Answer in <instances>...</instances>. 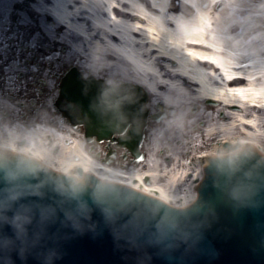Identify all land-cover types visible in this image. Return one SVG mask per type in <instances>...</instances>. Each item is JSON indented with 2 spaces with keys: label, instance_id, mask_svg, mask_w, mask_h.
<instances>
[{
  "label": "water",
  "instance_id": "95a60500",
  "mask_svg": "<svg viewBox=\"0 0 264 264\" xmlns=\"http://www.w3.org/2000/svg\"><path fill=\"white\" fill-rule=\"evenodd\" d=\"M69 83L87 96L86 105L69 97ZM102 88L112 107L100 117L89 105ZM148 100L139 84L107 83L71 66L53 106L72 127H83L86 141L112 140L140 159L148 119L163 116L149 113ZM240 145L207 157L198 196L184 207L100 180L81 165L85 173L76 180L30 153L1 150L0 264H264V154L255 141ZM237 185L256 189L257 207L233 199Z\"/></svg>",
  "mask_w": 264,
  "mask_h": 264
},
{
  "label": "bare ground",
  "instance_id": "6f19581e",
  "mask_svg": "<svg viewBox=\"0 0 264 264\" xmlns=\"http://www.w3.org/2000/svg\"><path fill=\"white\" fill-rule=\"evenodd\" d=\"M57 2L89 5L86 13L69 21L70 34L79 39L73 46L83 54L80 57L98 60L103 56L121 67L127 65L135 76L132 83L173 105L178 103L179 94L166 88L167 83L195 93L203 101L209 99L219 104L220 116L215 117L213 111L202 113V122L209 125L210 136L230 134L241 125L239 145L243 141H255L257 148L264 151L259 142L264 138V0ZM52 17L59 22L63 15L58 11ZM164 109L163 116L167 114ZM177 122L175 118L166 124L174 127ZM30 135H17L10 145L1 147L30 153L64 173L77 175V166L81 165L100 179L134 186L176 206H186L195 199V186L203 177V156L198 158V164L192 162V166L180 168L179 159L172 162L163 154H156L150 164L123 173L110 167V160L101 162L100 153H87L82 139H64L48 133L45 136L48 140L44 141V134L36 131ZM28 137L37 140L30 145ZM234 140L232 136H223L213 153L238 148ZM224 142L230 144L229 148L222 147ZM148 143L151 146L149 140ZM169 166L170 169H165Z\"/></svg>",
  "mask_w": 264,
  "mask_h": 264
},
{
  "label": "rangeland",
  "instance_id": "374dc122",
  "mask_svg": "<svg viewBox=\"0 0 264 264\" xmlns=\"http://www.w3.org/2000/svg\"><path fill=\"white\" fill-rule=\"evenodd\" d=\"M159 3L161 0H158ZM31 0H0V30L3 29V25L10 18L8 17L10 13L13 14V22L22 26V30L30 38L33 37V33H36L38 40L33 38V42L36 46H43L44 55L42 60L46 64V75L48 83L51 86L54 81V72L62 73L72 65H77L81 68H84L88 73H92L95 76L103 77L108 82H134L131 79L135 76L128 69V66L121 67L119 64H114V60L110 58H104L103 56L98 60H87V57H80L83 55L80 50H77L73 46V42L79 41L74 34H70L67 31V28L62 25L60 22L55 20L52 16H47L45 23V18L37 17L35 13H32L29 9V4ZM18 5V7H17ZM17 7V8H16ZM17 9V10H15ZM26 9L25 18L27 15H31L32 20L30 23L23 22L20 19V10ZM10 21V19H9ZM44 25L47 28V33L41 30V25ZM60 27V28H59ZM59 28V29H58ZM63 35V39H57L59 35ZM36 46L34 48H36ZM34 48L29 49L33 51ZM42 48V47H41ZM29 53V52H28ZM57 95L56 89H50L47 93H44L42 96L43 100L47 101L48 110L41 111V116L49 117L52 116L54 119V125L46 124L44 121L38 118V121L29 127L20 126L19 123H14L13 128L0 130V143L10 145V141L14 140L17 135L23 133H30L40 131L41 134H44L43 140L47 141L45 134H50L51 136H59L64 139H82L83 143V132L76 130L75 128L70 127V125L60 118L57 112L53 111L52 106L50 105L51 100H53ZM195 93H188L186 96H180L179 101L176 106L166 102L159 98L153 92H149V101L147 106L149 107L150 112H155L158 109V105H165L164 111L167 113L160 121H150L148 123V128L145 130V142H144V152L145 159L144 161H151L152 158L157 155L163 154L164 156L171 157L172 161H175L177 155L185 161H191L196 163L199 161L197 155H201L204 152H213L218 146L217 143L223 140V136L234 137L238 141L239 132L242 131L241 125H238L235 131L226 135H212L208 133L209 125H206L202 122V113L209 114L213 111L214 116L218 117L221 114V109L218 107L219 104H206L205 101L201 98L194 96ZM4 102L8 110H14L15 108L8 105L7 101L0 98V103ZM213 106L214 109L210 107ZM217 107V108H216ZM173 109L172 113H168V109ZM216 108V109H215ZM178 120L177 124L174 127H168L167 121L172 119ZM186 121L183 123V121ZM164 123V125H161ZM151 126V128H150ZM150 128V130H149ZM209 134V135H208ZM28 144L32 145L34 140L31 137H28ZM148 140L151 143H148ZM94 141L89 142L92 144ZM260 145L264 149V138L259 140ZM100 143H105L101 141ZM86 144V145H89ZM223 147V146H222ZM84 148H87L86 146ZM165 148V149H164ZM95 150V148L93 149ZM165 159V157L163 158ZM187 161V162H188ZM199 162H197L198 164ZM143 170V169H142Z\"/></svg>",
  "mask_w": 264,
  "mask_h": 264
},
{
  "label": "flooded vegetation",
  "instance_id": "af4514ba",
  "mask_svg": "<svg viewBox=\"0 0 264 264\" xmlns=\"http://www.w3.org/2000/svg\"><path fill=\"white\" fill-rule=\"evenodd\" d=\"M8 15L10 21L8 19L5 22V25H3V29L0 30V41H4L5 44H8V33H11L12 36L16 38V41H19L21 38L23 40H28L29 35L27 36L25 34L22 30V26L15 24L12 21L14 18L13 14L10 13ZM41 47L36 46L33 51H29L27 48H20L19 44L14 42L12 46L8 47L4 56H0V73H2L0 79L4 80L3 86L0 87V97L4 100L15 103L14 110H8L3 102L0 103V130L5 127L12 128L14 123H19L25 127L33 125L38 121L41 111L50 108L47 101L42 99V96L44 93H47L48 90L50 91V89L57 88V83L62 73H53L55 82L50 86L46 75L47 66L42 60L44 49L43 46ZM0 51H3L2 47H0ZM17 53L20 55L23 63L21 67L17 69V71L20 72L19 83L14 85L12 80L8 78L10 73L5 65V59L10 58L13 54ZM12 79L16 78L13 76ZM55 112L58 113L57 110H55ZM39 119L46 124H50V121L52 122V125L54 123L52 116H41ZM108 146L114 150V154L106 157ZM143 147L144 143L142 144L140 153L144 161L146 155ZM91 148H95L93 152H99L101 158L110 159L111 163H116L118 166L123 165V162L127 163L124 165L126 167L136 164L135 158L130 153L126 152L125 149L115 147L114 143L109 144L108 142H105L104 145L103 143H92L88 145V149L90 150ZM167 160L171 161V158L168 157Z\"/></svg>",
  "mask_w": 264,
  "mask_h": 264
},
{
  "label": "snow or ice",
  "instance_id": "6c2138e0",
  "mask_svg": "<svg viewBox=\"0 0 264 264\" xmlns=\"http://www.w3.org/2000/svg\"><path fill=\"white\" fill-rule=\"evenodd\" d=\"M89 5L87 3L79 4V3H70L67 5H61L57 2V0H31L29 4V9L32 13H35L37 17H43L45 18L49 15L56 16V13L62 12L63 18L60 19V23L62 25H67V31H72V25L69 23L70 19L75 16H80L82 13H86ZM27 12L26 9L20 10V19L23 22L30 23L32 20L31 15H27L25 18V13ZM41 30L45 31L47 33V28L44 27V25H41ZM8 44H5L4 41H0V47L3 48V51H0V56H4V53L7 51L8 47L12 46V44L18 43L20 48H27L32 49L36 45L33 42V38L38 40V37L36 36V33H33V37H30L28 40H23L22 38L19 41H16V38L12 36L11 33H8ZM57 39H63V35H59ZM23 61L20 58V55L13 54L10 58L5 59V65L9 69V79L12 80V83L15 85L19 83V75L20 72L17 71L22 65ZM2 75V73H0ZM15 77L16 79H12V77ZM4 80L0 79V87L3 86ZM67 93L70 98H76L79 97L80 100L85 102L87 101V96L82 95L79 93L76 86H74L72 83H69L67 85ZM255 103V102H254ZM261 246L264 247V242H261Z\"/></svg>",
  "mask_w": 264,
  "mask_h": 264
},
{
  "label": "clouds",
  "instance_id": "9594fccd",
  "mask_svg": "<svg viewBox=\"0 0 264 264\" xmlns=\"http://www.w3.org/2000/svg\"><path fill=\"white\" fill-rule=\"evenodd\" d=\"M89 107L95 109L100 117H103L108 113L112 105L109 104L106 99L104 88L101 89L98 100L90 102ZM255 191L256 189L254 187L237 185L232 189V196L233 199L241 201V206L257 207L258 205L252 200V197L255 196ZM248 201H251V203ZM10 260L11 258L9 257V261Z\"/></svg>",
  "mask_w": 264,
  "mask_h": 264
}]
</instances>
